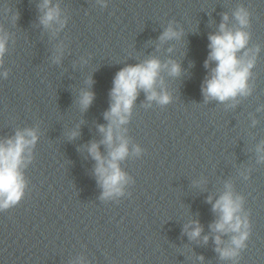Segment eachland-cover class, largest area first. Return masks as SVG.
Masks as SVG:
<instances>
[{
    "label": "water",
    "instance_id": "95a60500",
    "mask_svg": "<svg viewBox=\"0 0 264 264\" xmlns=\"http://www.w3.org/2000/svg\"><path fill=\"white\" fill-rule=\"evenodd\" d=\"M241 7L250 39L238 55L255 54L248 94L206 99L202 87L215 67H205L208 37L221 23L240 29L234 14ZM169 27L178 37L161 41ZM151 58L162 64L156 91L170 100L149 101L140 91L127 122L114 130L127 141L128 155L118 162L126 183L121 194L102 197L88 146L98 143L108 157L99 126L109 124L104 113L116 73ZM170 61L180 66L178 75ZM85 91L94 93L87 109L80 104ZM258 148H264V0H96L55 143L36 264H264ZM228 185L242 200L248 237L234 257L221 258L216 249L233 247V234L211 229L218 219L212 204ZM192 221L202 227L195 239L188 235Z\"/></svg>",
    "mask_w": 264,
    "mask_h": 264
},
{
    "label": "clouds",
    "instance_id": "9594fccd",
    "mask_svg": "<svg viewBox=\"0 0 264 264\" xmlns=\"http://www.w3.org/2000/svg\"><path fill=\"white\" fill-rule=\"evenodd\" d=\"M51 0H44L42 7L47 8L41 23L49 26L50 22L57 20L59 16L58 6H50ZM235 18L241 26L235 31L229 29L225 23L220 24L219 32L209 35L210 52L205 61V67H209L210 62H215V67L211 68L210 76L204 81L202 92L205 98H213L220 102L234 99L238 95L248 94V78L250 69L254 65L255 54L252 58L248 57L249 52L245 51L243 56L238 53L246 49L250 34L243 30L249 23V14L243 8L235 12ZM224 21L228 17L225 14ZM178 33L169 27L160 37L161 41L178 37ZM6 36H0V57L5 51ZM259 49L257 48L256 51ZM170 73L178 75L180 66L174 62H169ZM168 65H163L167 67ZM162 68L161 61L151 58L143 63L128 65L116 73L113 80V87L110 92L111 104L107 112L104 113L105 119L109 121L107 127L99 126V131L104 134V139L100 142L105 144L108 149V157H104L99 148V144L92 142L88 146L89 155L96 161L95 174L98 183L103 188L102 197H109L113 194H121L122 185L126 183V174L120 169L119 161L128 155L127 141L119 135L114 136V130H118L125 124L135 100L140 91L146 94L149 101L157 100L160 104L169 102L170 97L167 93L159 94L156 91L157 79ZM94 99V93L85 91L80 96V104L87 109ZM79 133L73 132L71 135L75 138ZM30 137V139L28 138ZM115 140L120 142L117 144ZM36 141V135L32 130L18 131L14 138H9L0 143V209H5L16 204L23 195L25 187L21 165L24 161V153ZM258 151H264V148H258ZM136 151H139L137 149ZM264 159V156L261 157ZM229 190L219 197L212 204V210L218 213V219L210 225L211 229L217 233L229 234L231 236V248L217 247L221 258L234 257L237 250L244 246L248 237V232L243 230L248 227L246 218H242L241 212L242 200L240 197H234L231 192V186H226ZM212 202V198H208ZM191 231L185 226L190 238L195 239L200 236L202 227L199 221H192ZM208 237L204 240L207 242ZM215 242L219 246L222 241L217 235ZM202 259V257H201Z\"/></svg>",
    "mask_w": 264,
    "mask_h": 264
}]
</instances>
